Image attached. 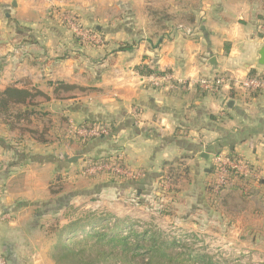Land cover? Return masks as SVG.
Instances as JSON below:
<instances>
[{
  "label": "crops",
  "instance_id": "obj_1",
  "mask_svg": "<svg viewBox=\"0 0 264 264\" xmlns=\"http://www.w3.org/2000/svg\"><path fill=\"white\" fill-rule=\"evenodd\" d=\"M56 7L74 12L103 42L86 46L53 17ZM165 12L174 16L167 28ZM260 13L264 0H0V91L16 86L41 93L30 123L14 130L0 125L14 146L0 144L7 157L0 169V255L8 264H38L37 237L49 225L48 217L87 197L94 206L112 209L121 199L131 200L138 210L147 205L154 213L162 206L158 202L171 198L175 217L198 236L207 229L205 221L209 226L212 220L230 221L232 204L242 200L239 208L246 212L252 198L259 216L255 224L264 231V90L226 88L209 94L198 84L215 74L245 79L264 73ZM124 45L129 48L121 49ZM142 65L186 84L156 89L155 73L142 74ZM98 120L111 124L110 136L84 142L69 132L71 125ZM221 152L257 167L255 193L228 188L211 200L213 158ZM73 157L77 161L68 162ZM104 157H122L143 176L114 181L78 174L84 161ZM169 174L175 183L173 196L166 198L162 179ZM124 208L122 217L109 214L133 218L131 202ZM250 238L251 245L264 244L263 232ZM236 241L223 243L245 244L244 238Z\"/></svg>",
  "mask_w": 264,
  "mask_h": 264
},
{
  "label": "trees",
  "instance_id": "obj_2",
  "mask_svg": "<svg viewBox=\"0 0 264 264\" xmlns=\"http://www.w3.org/2000/svg\"><path fill=\"white\" fill-rule=\"evenodd\" d=\"M156 13L151 10V16L156 17ZM258 18L260 24L264 21V13H260ZM173 19L174 16L168 12L162 15L164 24L167 20ZM187 19L194 21L192 15ZM164 27L167 28L166 24ZM93 31L96 32L94 29ZM86 44L88 47L93 46L92 43ZM120 48H129V45ZM139 71L142 74H161L143 65L139 67ZM39 95L41 93L36 89L16 86H7L0 91V125L4 124L9 130H14L20 129L23 123H30L32 115L36 113L35 107L38 105L36 98ZM95 123H107V121L98 120L88 124ZM0 144L3 145L1 141ZM9 146L14 149L13 145ZM228 156L242 160L241 156L234 153ZM100 159L106 160L108 157L89 160ZM212 176L208 184L211 196L215 183L214 168ZM107 177L114 181L119 178L111 175ZM60 179L58 177L56 180ZM170 179L175 183L173 176L169 174L162 179V186ZM243 179L244 177L236 171H229L226 183L220 187L218 193L214 194V200H219L222 191L228 188H240L236 182ZM50 230L58 236V241L50 251L56 264H221L223 262L195 247L199 236L194 232L182 231L170 234L155 223L140 222L131 217L120 219L110 214L97 215L92 212L86 217L70 219L63 226L51 227ZM225 264H229L228 261Z\"/></svg>",
  "mask_w": 264,
  "mask_h": 264
},
{
  "label": "rangeland",
  "instance_id": "obj_3",
  "mask_svg": "<svg viewBox=\"0 0 264 264\" xmlns=\"http://www.w3.org/2000/svg\"><path fill=\"white\" fill-rule=\"evenodd\" d=\"M107 123L112 128L111 124L109 122ZM73 137L78 138L74 135ZM0 138H1L0 141L3 143V145L5 144L4 146L12 144V139L7 138V136H5L2 133V130H0ZM78 139L81 140L80 138ZM1 147L2 146H0V154L2 153L3 156L0 157V169H2V166L5 162V158L7 159V157H4V151H3L4 149H1ZM229 154L230 153H227V155ZM242 160L245 163H247L250 167L255 169L259 177V172L257 170V167L249 163L244 158H242ZM213 168L215 169L214 158H213L212 169ZM78 174L82 177L88 178L86 175L80 174V172ZM63 177H64L63 180H65L67 178V174H64ZM117 179H122V178H117ZM256 181H258V179L257 180H247L245 178L241 181L237 180L236 183L239 185L240 190L242 192H247V193L250 192L249 196H251L252 193H255L254 191H251L252 190L251 187L253 185L252 182H256ZM172 185H173L172 180H171V183H169V185H166V182L163 185L164 193L161 192V194L163 193V196H167L166 198L171 197L172 191L174 189ZM2 189L0 188V199L3 195L4 189L3 190ZM213 196H214V193H213ZM213 196H211V200H214ZM133 200H135V204L137 203L136 201H138L136 199V196L133 197ZM248 201L249 203H247L245 206V208H247L246 212H243L242 210H240L242 209V207L239 208V206L243 204H241L242 200L239 199L237 203L232 204L234 207L233 212L231 211V213L228 215V219H230L231 222L239 221L237 224V226L239 225V228L243 226L247 227L245 231L243 229L242 230L238 229L237 226L232 227L230 225L229 220H224V222H222V224H225V225L219 224L221 223L220 221H218L219 222L218 223L217 221L212 220L213 222H215V223L212 222V226H209L210 224L207 223L208 221H205L204 223L207 226V229H204L202 232H200L199 241L196 243L195 247L197 248L199 247L198 249L203 250L207 253H210L217 259L218 258L221 259L223 261L221 264H225L226 261H228L229 264H264V244L260 242L258 245H254V244L251 245L252 243L250 242L251 241L250 237H252L255 233L256 234L258 232L264 233V231L258 228V226L255 224V221H254L258 219L259 217L257 214L253 213V210L257 208L256 207L257 203L251 202V201H254L252 198H249ZM105 202L108 203L106 199H105ZM128 202L129 203L131 202V204L135 207L130 212L134 216L133 219H136L140 222L145 221L149 223H155L159 227H161L163 230L168 231L170 234H172V232L178 233L182 231H189L191 229L189 228L190 225L188 223H183L181 219H177V217H175L176 209L172 205L174 202L171 200V198H168L167 201H164L163 203L162 201L158 202V204L162 206L158 207V210L156 211V213L153 212L155 210L151 206L146 205L147 206L146 207L144 205L145 207L142 210H138L137 208L138 205H134V202H132L131 200ZM155 202H157V200L152 201L153 204H155ZM93 203H94V200L89 197L84 198V199H78L76 201H73V203L69 207H67V209H65L64 212L60 214V216H56L52 218L48 217L49 219L48 221L50 222V223L48 222L49 225H47L45 227L46 230L45 231L43 230V232H41V234L38 235L37 237L38 246L40 247V248L38 247V253L41 254L42 256V259L39 261L38 264H56V262L51 257L50 251L52 250L53 245L58 241V236L50 230L51 227H56V225H63L69 219L86 217L92 212L96 213L97 215H100L102 213L109 214V212L111 213V211L112 212L114 211V214L122 217L125 215V212L127 211V209H125L124 207L129 204V203H125L124 200L121 199L115 206L113 205L115 209H112V207H109L108 204H101L99 206H94ZM87 205H90V206L87 207ZM94 208L96 210L92 211V209ZM109 208L112 210H110ZM111 216L113 217V214ZM44 221L46 220L44 219ZM229 226L231 227L227 228ZM209 227L210 229H208ZM238 238H241V239L244 238L245 244H240V243L235 244ZM224 240H230V241H235V242L234 244H230L226 246L223 243Z\"/></svg>",
  "mask_w": 264,
  "mask_h": 264
},
{
  "label": "built area",
  "instance_id": "obj_4",
  "mask_svg": "<svg viewBox=\"0 0 264 264\" xmlns=\"http://www.w3.org/2000/svg\"><path fill=\"white\" fill-rule=\"evenodd\" d=\"M52 15L59 24L69 29L84 43L98 45L103 42L102 38L92 28L85 26L74 12L65 8L56 7L52 9ZM179 28L191 33V29L186 28L182 24L179 25ZM258 31L264 37V21L258 25ZM151 84L156 89L176 90L183 88L186 81L175 78L171 73L163 72L161 74H152ZM198 84L203 92L209 94L221 93L226 88H241L245 91L252 92L262 91L264 90V73H257L245 79H239L226 74H215L200 78ZM139 113L138 108L134 110V115L139 116ZM69 132L82 141H88L94 138L110 136L112 134V128L108 123L71 125ZM59 156L61 159L67 158L64 154H59ZM214 166L216 172L214 178V194L218 193L220 187L226 183L228 173L231 170L236 171L247 180L259 179L255 169L243 160L230 158L227 153L216 154L214 157ZM78 169L80 174L86 175L87 177L111 175L122 179H138L143 176L142 171L132 169L125 163L122 157H108L106 160L100 159L95 161L87 160ZM169 183H171V180L167 181L166 185H169ZM0 264H8L4 255H0Z\"/></svg>",
  "mask_w": 264,
  "mask_h": 264
},
{
  "label": "water",
  "instance_id": "obj_5",
  "mask_svg": "<svg viewBox=\"0 0 264 264\" xmlns=\"http://www.w3.org/2000/svg\"><path fill=\"white\" fill-rule=\"evenodd\" d=\"M259 54H260V61H259V63L261 65H264V47H262V49L260 50V53ZM67 160L70 163H75L77 161V157L68 158Z\"/></svg>",
  "mask_w": 264,
  "mask_h": 264
}]
</instances>
